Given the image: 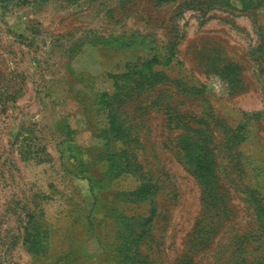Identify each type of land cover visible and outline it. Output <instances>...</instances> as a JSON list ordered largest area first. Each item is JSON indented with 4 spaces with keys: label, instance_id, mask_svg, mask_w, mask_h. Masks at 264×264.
I'll use <instances>...</instances> for the list:
<instances>
[{
    "label": "rangeland",
    "instance_id": "1",
    "mask_svg": "<svg viewBox=\"0 0 264 264\" xmlns=\"http://www.w3.org/2000/svg\"><path fill=\"white\" fill-rule=\"evenodd\" d=\"M0 264H264V0H0Z\"/></svg>",
    "mask_w": 264,
    "mask_h": 264
}]
</instances>
